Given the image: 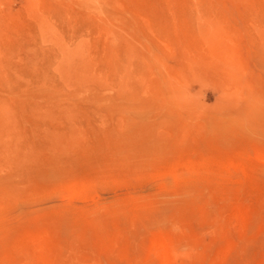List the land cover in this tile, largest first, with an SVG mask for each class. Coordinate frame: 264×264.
Listing matches in <instances>:
<instances>
[{
  "label": "rangeland",
  "instance_id": "rangeland-1",
  "mask_svg": "<svg viewBox=\"0 0 264 264\" xmlns=\"http://www.w3.org/2000/svg\"><path fill=\"white\" fill-rule=\"evenodd\" d=\"M0 264H264V0H0Z\"/></svg>",
  "mask_w": 264,
  "mask_h": 264
},
{
  "label": "bare ground",
  "instance_id": "bare-ground-1",
  "mask_svg": "<svg viewBox=\"0 0 264 264\" xmlns=\"http://www.w3.org/2000/svg\"><path fill=\"white\" fill-rule=\"evenodd\" d=\"M232 163H233V162H232ZM227 165H228V164H227ZM230 166H231V164H230ZM235 169H236V168H235ZM162 240H163V239H162ZM162 240L159 241L160 243L158 242V243H159V250H160V252H161L163 255H165V254L167 253V250H166V246H167V245H165V244H164L165 241L163 242ZM154 243H156V242H154ZM166 244H167V243H166ZM156 248H157V246H156Z\"/></svg>",
  "mask_w": 264,
  "mask_h": 264
}]
</instances>
